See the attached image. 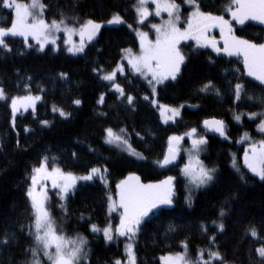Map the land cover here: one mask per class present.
Here are the masks:
<instances>
[{
  "label": "trees",
  "instance_id": "1",
  "mask_svg": "<svg viewBox=\"0 0 264 264\" xmlns=\"http://www.w3.org/2000/svg\"><path fill=\"white\" fill-rule=\"evenodd\" d=\"M42 2L46 5L44 18L49 23L60 19L61 13L76 17L81 23L88 19L104 23L119 13L124 23L102 27L87 44L85 52L78 55L69 54L61 39L55 48L49 45L41 51L31 40L28 41L31 47H26L20 38H5L11 51L0 49V87L9 97L7 102L0 101V241L5 233L10 234V240L6 245L0 243V264H21L31 258L30 253L24 252L33 245V238L27 234L31 206L26 193L32 168L38 167L44 157L48 158L49 168L59 167L65 173L78 176L86 175L93 167L108 170L107 187L100 178H94L91 182L79 183L64 201L55 191H47L57 226L69 237L79 234L87 239L86 264H114V260L124 258L121 240L106 243L103 236L90 232V225L104 227L112 219L117 221L118 216L108 212L107 196L114 197L116 184L130 173L138 175L145 184L174 177L172 206L150 214L135 237L137 264H160V256L183 252L182 243H187L193 261L200 250L211 247L221 252L225 264H264L256 252L264 245V181L243 167L244 144L239 143L244 133L258 140L264 139V134L257 132L260 118L250 120L243 115L240 122L233 118L234 113L264 111V105L247 97L235 100L233 86L237 82L245 84L247 93L254 97L264 93L258 82L245 74L241 60L223 53L217 55L211 48H197L192 40L181 41L178 46L187 58L186 63L176 80L158 87L156 99L167 106L183 107L177 119L163 124L157 108L144 99L150 96L148 82L133 74L122 61L123 49L138 50L134 29H146L148 22L157 20L138 24L134 0ZM227 2L203 0L202 10L222 14ZM176 3L181 5L185 19L190 7L183 0ZM11 19V10L0 7V27H10ZM68 23L73 21L69 19ZM231 23L235 35L264 43V26L254 21H247L245 25ZM74 26L78 28L79 24ZM213 34L218 36L217 32ZM218 47L222 48V43ZM120 62L125 71L116 73L115 82L126 95L134 96L135 110L128 106L126 96L118 99L119 93L112 84L92 71L102 66L111 72ZM60 73H66L67 78L62 79ZM209 81L214 87L201 92V87ZM216 89L221 95H216ZM101 94L104 100L98 103ZM27 95L41 96L35 106V116L33 110L19 112L13 129L10 98ZM77 98L82 101L79 106L72 103ZM53 106L71 115L61 117L59 112H53ZM206 119L224 121L227 138L204 131L202 125ZM41 120L49 121V125L42 126ZM26 127L30 131L25 132ZM109 127L117 133L125 129L123 135L144 158L133 157L106 144L104 130ZM193 128L197 129L194 138L203 136L207 141L200 159L216 172L213 181L187 195L186 180L180 174L184 157L176 154L179 160L166 168L156 161L163 160L169 137H182ZM182 145L189 148L190 140L184 139ZM234 157L239 172L232 166ZM61 204L65 205L66 213ZM221 210L225 213L223 217L219 215ZM221 222L222 232L217 227ZM253 227L257 230L256 237L250 232ZM212 236L216 237L214 246L209 241Z\"/></svg>",
  "mask_w": 264,
  "mask_h": 264
},
{
  "label": "snow or ice",
  "instance_id": "2",
  "mask_svg": "<svg viewBox=\"0 0 264 264\" xmlns=\"http://www.w3.org/2000/svg\"><path fill=\"white\" fill-rule=\"evenodd\" d=\"M151 2L155 5V15L160 16L162 12L168 14V19L163 20L159 24H151V28L155 30L156 38L151 40L147 32L139 29H134L139 39V52H134L133 49H123L122 59L127 60V67L135 75H138L147 80L152 88L153 96L156 95V86L163 84L166 80H176L181 72L182 65L186 63V56L182 53L178 45L181 41H195L197 48H211L217 55L223 53L229 57L237 56L243 58L244 72L247 76L252 77L258 82L261 87V92L264 93V43H255L248 39L239 37L234 34L233 25L229 19L225 18V14L231 17V21L237 25H245L246 21H258L264 25V0H228L223 6L222 14H213L212 12L203 11V0H183V2L192 11L187 17V26L181 29L178 25L182 19L181 5L176 3V0H136L134 5L138 17V23L143 24L149 15L148 4ZM0 7L11 10L12 19L10 27H0V49L11 51L9 44L6 42V37H23L26 47H31L29 37L39 45V50L43 51L46 44H52L55 48L57 36L56 33L63 32L65 35V43L71 46L67 51L72 55L83 54L88 43L92 42L101 28V24L88 19L84 22H79L76 17H67L61 13L60 19H53L50 23L44 18L46 5L42 0H31L30 3H22L20 0H2ZM71 19L73 24H69ZM108 24H122L123 18L119 13H114L107 21ZM74 24H79L75 27ZM131 28L132 26L129 25ZM218 28L223 40V47H218V41L210 38L208 33ZM79 35L80 42L75 44L71 37ZM92 71L99 76L103 81L110 82L112 87L120 97H125L128 106L134 109V96L125 93L120 84L115 82L116 73L121 74L125 71V66L117 64L116 68L107 72L101 66L94 67ZM62 79L67 78L66 73H60ZM31 79V78H29ZM27 87V86H26ZM214 85L211 81L205 83L201 87V92H207ZM235 100L239 101L244 97L249 100H258L264 105V96L254 97L249 95L246 90V85L237 82L234 86ZM43 91V89H41ZM216 95H221L219 89H216ZM4 88L0 87V101H8ZM144 99H148L147 96ZM41 100L40 95L14 96L10 98L9 107L12 113V127L15 129L16 115L19 108L22 106L25 110L29 107L33 110L35 116L36 102ZM104 94H101L98 103H103ZM73 104L79 106L82 101L74 99ZM156 105V101H152ZM161 115H165V111L171 112L172 116H179L178 109L169 108L166 105H160ZM53 112H59L61 117L67 118L71 113L64 111L62 108L53 106ZM103 115V113H102ZM243 115H247L250 120L260 118V123L257 125V130L264 133V111L249 112V113H234L233 118L237 122L241 121ZM41 125L47 127L49 121L41 120ZM203 124L206 128L219 133L220 136L227 138L225 132V124L222 120L212 119L204 120ZM30 131L27 127L25 132ZM105 143L114 145L122 151H128L130 155H135L143 159L142 155L136 152L128 140L123 135L125 129H120L119 133L109 127L105 130ZM197 129H191L187 135L195 137ZM243 140L249 141V147L244 152V165L254 175L264 181V139L259 141H251L248 133H244ZM181 137H169V148L163 160L156 161L160 167H164L176 157L175 145L179 144ZM192 148L190 150L189 163L185 165L182 172L190 178V182L197 188L204 187L215 179V168L206 167L199 159V153L202 151V146L207 143L203 136L192 138ZM19 146V142H17ZM75 155V153L73 154ZM193 160L195 163L193 164ZM233 168L239 172L235 157L233 158ZM107 168L101 170L98 167H93L86 175L75 176L72 173H64L59 167L52 166L49 171L48 158L44 157L40 160L39 166L32 168L31 184L26 195L30 200L31 205V222L28 226V235L33 238V245L24 249L25 254L30 253V259H26L21 264H44V260L48 264H86L88 252L85 250L88 244L87 239L77 234L75 237H69L64 234L63 230L57 226L56 219L53 217L51 208L48 204V195L44 187L45 181H51L53 188H59L60 199L63 201L67 194L75 189L77 180L92 181L93 178L99 175L105 187L108 186L106 179ZM241 179H245L242 175ZM173 180L174 177H167L158 183H142L141 178L130 173L125 179L120 180L116 184V197L118 202L111 194L107 196L108 211L119 212V224L114 228L109 223L102 229L91 224L90 229L93 233L103 232L105 242H110L118 237H128V242L125 244V254L127 260L122 262L117 259L114 264H137V257L134 251V240L142 225L149 218L150 214H155L164 206H172L173 204ZM39 186V190L38 189ZM190 203V200H189ZM61 209L67 212L64 204L60 205ZM219 215L223 217L224 211L221 210ZM213 223H216L215 221ZM204 231H207L204 225H201ZM219 230H224L223 223L217 225ZM169 230H173L171 225ZM253 237L257 236L255 227L250 230ZM10 234L5 233L4 238L0 243L8 244ZM216 237L209 238L210 245H215ZM183 252L161 257L163 264H213V261H220V264H225L221 252L212 250L210 247L207 250H200L197 253V258L193 261L188 254L187 243H182ZM207 251L208 259H204V252ZM258 256L264 260V245L256 249Z\"/></svg>",
  "mask_w": 264,
  "mask_h": 264
},
{
  "label": "rangeland",
  "instance_id": "3",
  "mask_svg": "<svg viewBox=\"0 0 264 264\" xmlns=\"http://www.w3.org/2000/svg\"><path fill=\"white\" fill-rule=\"evenodd\" d=\"M31 2V0H29L27 3H30ZM136 4V0H134V5ZM185 4V3H184ZM148 6V9H149V12L150 13H152L151 15H149V17L147 18V20L146 21H148V20H150V19H156L157 21L155 22V21H151V22H148L147 23V25H146V29H142V28H140V27H137V28H135V29H139V30H141V31H144V32H147L148 34H149V38L151 39V40H155V38H156V33H155V30L154 29H152L151 28V24H159V23H161L163 20H166V19H168V14L166 13V12H162L161 13V15L160 16H156L155 15V5L154 4H152L151 2H149V4L147 5ZM185 6H188L189 7V5H187V4H185ZM134 11H135V8H134ZM192 11V9H191V7L189 8V10H188V13H187V15H185V19L184 18H182L181 19V22H180V24L178 25L179 27H181V29H183L184 27H186L187 26V23H186V21H187V17H188V15H189V13ZM135 13H136V11H135ZM136 15H137V13H136ZM137 19H138V17H137ZM226 19H229L230 20V22H233V21H231V17L228 15V18H226ZM145 21V22H146ZM249 21H251V20H249ZM145 22L143 23V24H145ZM247 22V21H246ZM254 22H256V23H258V24H260L258 21H254ZM137 23H138V20H137ZM102 26H101V28H100V30L102 29V27H105V26H109L110 24H108L107 22H104V23H100ZM139 24V23H138ZM111 25H117V24H111ZM142 25V24H141ZM260 25H262V24H260ZM262 26H264V25H262ZM99 30V31H100ZM214 32H217L218 33V36H215L213 33ZM99 33V32H98ZM97 33V34H98ZM134 33H135V35H136V31H134ZM56 36H57V41H56V44H57V42L61 39L62 40V44L65 46V48H66V51H67V49H68V47L69 46H71V45H69V44H66L65 43V35H64V33L63 32H59V33H56ZM97 36V35H96ZM208 36L210 37V38H214L216 41H218V44L219 43H222V47H223V40H222V38H221V34H220V31H219V29L218 28H215V29H212L209 33H208ZM15 38H20V39H22V40H24L23 39V37H15ZM96 38V37H95ZM136 38H137V41H138V50L137 51H134V52H139V39H138V37H137V35H136ZM29 40H31L35 45H37L38 46V48H39V45L38 44H36V42L34 41V40H32V38L31 37H29ZM71 40L75 43V44H79V42H80V37H79V35H73L72 37H71ZM181 43V42H180ZM49 45H52V44H46L45 45V48L47 47V46H49ZM179 47V46H178ZM44 48V49H45ZM68 52V51H67ZM69 53V52H68ZM69 54H71V53H69ZM123 52H122V57H123ZM237 57V56H236ZM240 60H241V62H242V64H243V58L242 57H238ZM122 61H124V62H126L127 63V60H125V59H122ZM119 64H122L121 62L119 63ZM116 68V67H115ZM114 68V69H115ZM244 68V67H243ZM113 69V70H114ZM112 70V71H113ZM246 74V73H245ZM249 77V76H248ZM250 78H252V77H250ZM169 80H171V79H168V80H166L165 82H167V81H169ZM147 81V80H146ZM164 82V83H165ZM163 83V84H164ZM162 84H160V85H157L156 86V94H157V89H158V87L159 86H161ZM150 87V86H149ZM33 96H35V95H33ZM148 100H150V102L152 103V101L153 100H155L157 103H156V105H155V107L157 108V112H158V115H159V117H160V121L163 123V124H167V123H171V122H173L175 119H177L179 116H175V117H173L172 116V113L171 112H167V111H165V115L164 116H162L161 115V108H160V105H164V104H162V103H160V102H158V100L156 99V95L155 96H153V94H152V88L150 87V96H148ZM40 101V100H39ZM39 101H37L36 102V104L39 102ZM152 105H153V103H152ZM154 106V105H153ZM167 106V105H166ZM169 108H175V109H178L179 110V112H181V109H182V107L183 106H177V107H171V106H168ZM29 110H31L32 111V108L31 107H29L27 110H25L24 109V107H20L19 108V111L17 112V114L19 113V112H22V111H29ZM260 123V122H259ZM258 123V124H259ZM257 132H259L258 130H257ZM208 133V132H207ZM259 133H261V132H259ZM261 134H264V133H261ZM178 137H180V136H178ZM250 137V136H249ZM192 138H194V137H189L188 135H183L182 137H181V140H180V142H179V144H177V145H175V149H176V154L179 156V155H182L184 158H182V160H183V162H182V165H181V167H180V174H181V176L186 180V193H187V195H189V194H191L194 190H197V189H201V188H203V187H200V188H197V187H195L191 182H190V178L188 177V176H186L185 175V173L184 172H182V169L185 167V165L186 164H188L189 163V160H190V150H191V148H192V143H191V140H192ZM251 138V137H250ZM184 139H188V140H190V147L189 148H185L183 145H182V143H183V140ZM251 141H259L258 139H253V138H251ZM168 143H169V141H168ZM239 143H243L244 144V152H245V149L246 148H248L249 147V141H246V140H243L242 138L239 140ZM204 146V145H203ZM202 146V147H203ZM125 152H127L128 154H129V152L128 151H125ZM203 152V149H202V151L199 153V159H200V155H201V153ZM131 156H133V157H137V156H135V155H131ZM177 157V156H176ZM243 157H244V154H243V156L241 157V163H242V165H243V167H245V165H244V160H243ZM138 158V157H137ZM177 160H179V159H177ZM201 160V159H200ZM202 161V160H201ZM195 163V161L193 160V164ZM232 164H233V161H232ZM246 168V167H245ZM247 169V168H246ZM51 170V168H49V171ZM248 170V169H247ZM249 171V170H248ZM65 173V172H64ZM74 175V174H73ZM75 176H77V177H79L78 175H75ZM257 177V176H256ZM94 178H99V175H97V176H95ZM94 178H93V180H94ZM167 178V177H166ZM166 178H164V179H166ZM257 178H259V177H257ZM163 179V180H164ZM92 180V181H93ZM162 181V180H161ZM86 182H91V181H82V180H77V183H76V186L79 184V183H86ZM154 183H158V182H154ZM30 184H31V179H30ZM30 186V185H29ZM44 187H45V189H46V192L48 191V190H53V191H55L56 193H58V197L60 198V195H59V188H53L52 187V185H51V181H45L44 182ZM205 187V186H204ZM29 188V187H28ZM173 189H174V180H173ZM37 190H39V186H38V189ZM74 190V189H73ZM73 190H71L68 194H67V196L70 194V193H72L73 192ZM66 196V197H67ZM28 197V196H27ZM117 202H118V197H116V195L113 197ZM28 200H29V198H28ZM61 200V199H60ZM65 200V199H64ZM63 200V201H64ZM29 202H30V200H29ZM31 206V205H30ZM168 207H171V206H164V208H168ZM109 212V211H108ZM114 214H116L117 216H118V218H117V221L116 222H114V220L112 219V220H110V222H111V224H112V226H113V228L116 226V225H118L119 224V212H112L110 215H114ZM101 229L103 228V227H100ZM90 232L91 233H93L92 231H91V229H90ZM93 234H96V235H101V236H103V232L101 231V232H99V233H93ZM104 237V236H103ZM117 240H121L122 241V248H123V254H124V258L121 260V259H119V260H121L122 262H124V261H126L127 260V257H126V254H125V244L128 242V237H118V238H115V239H113L112 241H117ZM166 256H168V255H165V256H160L159 257V260H160V264H163V262H162V260H161V257H166ZM204 259H208V254H207V252L206 253H204ZM117 260V259H116ZM116 260H114V262L116 261ZM196 260V259H195ZM194 260V261H195ZM44 264H48V262L46 261V260H44ZM82 264H83V262H82Z\"/></svg>",
  "mask_w": 264,
  "mask_h": 264
},
{
  "label": "water",
  "instance_id": "4",
  "mask_svg": "<svg viewBox=\"0 0 264 264\" xmlns=\"http://www.w3.org/2000/svg\"><path fill=\"white\" fill-rule=\"evenodd\" d=\"M211 120H212V119H211ZM202 128H203L204 131H206V132H208V133H210V134H215V135L220 136L219 133H217V132H215V131H212V130H210L209 128H206V127L204 126V124L202 125ZM167 152H168V149H167V151L165 152V154H166ZM164 156H165V155H164ZM176 161H177V158L175 157V160H173L172 163H170V164L164 166L163 168H166V167H168L169 165H173V164H175Z\"/></svg>",
  "mask_w": 264,
  "mask_h": 264
}]
</instances>
